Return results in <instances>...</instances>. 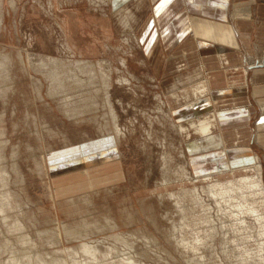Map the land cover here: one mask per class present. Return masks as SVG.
I'll return each instance as SVG.
<instances>
[{
	"label": "rangeland",
	"instance_id": "374dc122",
	"mask_svg": "<svg viewBox=\"0 0 264 264\" xmlns=\"http://www.w3.org/2000/svg\"><path fill=\"white\" fill-rule=\"evenodd\" d=\"M10 1L0 18V264H264V194L241 181L256 157L264 182V118L256 126L253 116L241 141L233 133L227 145L213 115L175 112L185 120L177 124L163 114L167 92L199 60L179 68L187 63L179 49L161 74L150 66L142 33L154 4ZM251 43L260 51L256 36ZM111 77L117 115L109 96L113 116L97 101L72 106L88 93L102 104ZM41 92L55 99L42 101ZM239 143L249 154L213 157ZM214 177L226 194L212 192ZM85 244L94 251L85 253Z\"/></svg>",
	"mask_w": 264,
	"mask_h": 264
},
{
	"label": "crops",
	"instance_id": "0c3cea01",
	"mask_svg": "<svg viewBox=\"0 0 264 264\" xmlns=\"http://www.w3.org/2000/svg\"><path fill=\"white\" fill-rule=\"evenodd\" d=\"M137 1L138 3L146 2V0ZM149 1L154 4V7L148 17V23L144 26L142 37H145V40L146 36L148 37L146 45L148 53H151L149 54L150 66L154 68L155 72L161 74L164 68L171 66L170 63L173 62L174 57L180 54L179 49H183L181 56L187 60V63L179 64L178 67H189L190 57L193 55H196L199 60L198 68L194 72L189 71L185 78L179 77L173 83L163 100V106L168 107L166 112L162 106L163 114L169 116L171 121H176L177 124L185 120H177L175 112L182 114V118H185L186 115H213L215 122L213 128H218L217 133L220 134L223 144L229 145L235 141L232 138L234 134L236 140L241 141V137L244 135L240 134H245L244 130L251 124L253 116H256V126L262 123L264 118V0ZM10 2L15 7L16 1L11 0ZM1 8L3 16L0 18L5 20V0H2ZM96 19L97 17L91 15L87 18L89 31H95L94 24L98 26ZM67 25L64 20L67 38L68 36L72 38L68 28L66 29L69 27ZM257 25L259 27L256 29ZM105 30L108 31L109 28ZM253 36L257 38L258 47L256 49H260L254 53L250 51ZM189 41L192 42V45L188 46ZM136 44L142 45L139 36L136 38ZM123 60L127 66V58H122V64ZM144 62L147 63L146 60ZM107 82L108 87L106 90L104 86L103 94L105 96L102 104L99 101V93L95 98L88 93L81 98L77 96V99L73 100L72 106L77 110H82V107L88 109L93 101H97L99 106L105 108L108 106L112 114L111 105L115 110L110 92L113 87L112 77L107 78ZM40 84H44L41 78ZM103 84H105L104 80ZM92 88L89 87L90 90ZM107 96H109L111 105L108 103ZM47 98L54 100L55 95L48 92L46 95L43 92L40 93V100L47 101ZM182 98L188 99L177 104L176 102ZM252 98L255 100V104L252 102ZM79 101L84 102L83 105L79 104ZM205 106H208L209 110L204 113L201 110ZM262 125L264 126V123ZM262 131L264 132V127ZM107 135L103 134L102 136L106 137ZM109 135L113 136L120 152V139L113 133ZM259 141L254 140L258 143L263 155L264 134H260ZM97 143L99 144L95 145L100 147L104 144L100 141ZM239 144L241 147H227L229 149L227 152L214 153L213 157H222L225 162L228 153L231 155L249 154L250 149L244 143ZM109 146H113V142L108 145V148ZM100 149L102 147L98 150ZM81 163L84 164L89 174L90 168L86 166L88 161L85 160Z\"/></svg>",
	"mask_w": 264,
	"mask_h": 264
},
{
	"label": "bare ground",
	"instance_id": "6f19581e",
	"mask_svg": "<svg viewBox=\"0 0 264 264\" xmlns=\"http://www.w3.org/2000/svg\"><path fill=\"white\" fill-rule=\"evenodd\" d=\"M124 63H125V61H124ZM194 105L195 106H198L197 104H194ZM195 106H193V107L195 109H197V107H195ZM187 116H189V115H186V117ZM114 119H115L114 121H115V125H116V132L118 133L120 131L118 129V123L116 122L117 121L116 120V116L114 117ZM210 127L211 126H208V125H205L204 126L203 129L206 131V135L209 134L207 131H210ZM208 137H210V140H214L213 137H212V133L209 134ZM252 160H253L254 166L247 169L246 177H244L241 181L243 182V185H244L245 188H247V187H250V188L256 187V188H258V190L260 191V193L264 194L263 171H262L261 163L258 161V159L256 157H253ZM216 177L211 178V179L209 178L210 181L214 182L212 184V186H211L212 192L215 193V194H221V195L226 194L228 192L227 191L228 188L226 189V187H225L224 184L218 183V181H216V179H217ZM231 184H232V182H231ZM244 187L242 189H244ZM230 188L231 187H229V189ZM231 190H233V189H231ZM238 190H239V188H238ZM243 205L240 203V206H242L241 208L243 209L244 212H245V210L246 211H249V212H254V213H255V211H257V209L254 206L245 207ZM259 218H260V216H259ZM92 248H93L92 246H87L85 244L83 246V251L85 253H88L89 254V253H92L94 251V249H92ZM129 264H134V262L133 261L132 262L129 261Z\"/></svg>",
	"mask_w": 264,
	"mask_h": 264
}]
</instances>
